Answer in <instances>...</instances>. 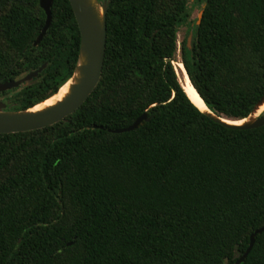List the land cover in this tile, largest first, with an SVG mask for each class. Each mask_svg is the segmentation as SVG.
<instances>
[{"label":"trees","instance_id":"trees-1","mask_svg":"<svg viewBox=\"0 0 264 264\" xmlns=\"http://www.w3.org/2000/svg\"><path fill=\"white\" fill-rule=\"evenodd\" d=\"M100 1L106 52L89 98L52 125L0 133V264H235L264 226V125L215 121L173 61L212 111L250 115L264 97V0ZM52 14L35 45L40 0H0V82L47 63L0 94L7 109L45 101L75 71L70 0ZM185 23L193 37L177 59ZM241 264H264V231Z\"/></svg>","mask_w":264,"mask_h":264},{"label":"water","instance_id":"water-1","mask_svg":"<svg viewBox=\"0 0 264 264\" xmlns=\"http://www.w3.org/2000/svg\"><path fill=\"white\" fill-rule=\"evenodd\" d=\"M53 1L54 0H40V4L42 8L46 12L47 19L41 33L39 34L37 40L35 41V45L38 44L43 39V37L45 36V34L47 33L48 29L51 26L53 19V14H52ZM70 2L73 7L79 25V29L81 32V43H80L79 58L77 61L75 71L73 75L61 86L63 87L65 84H67L70 80L73 79L74 82L70 85L69 92L61 100H58L57 102L51 105H46L38 110H33V108H35L37 105L41 103H44L47 99L43 102L36 104L31 108L23 109V110L7 109L6 101L1 99L0 100V133H12L19 131L34 130L48 125H52L64 119L65 117L76 111L89 98L94 88L99 83L102 75V70L105 60V52H106L107 12L109 7V2L108 1L101 2L100 0H70ZM204 7L200 10L198 14V21H197L198 24L201 23V20L203 18ZM192 37H193V31L190 32V35L188 37L189 46L191 45ZM46 65L47 63H44L38 69L28 72L20 79L0 82V94L3 91L10 90L14 87H18L21 84H28L34 77L39 75V73L46 67ZM175 69L177 70L176 66ZM61 87L59 88V90L61 89ZM54 95H52L51 97H53ZM51 97H49L48 99H50ZM189 98L191 99L190 96ZM191 101L194 103L192 99ZM203 101L206 104L204 99ZM262 103H264V97L255 106V108ZM206 106L208 107L207 104ZM200 110L203 111L202 109ZM209 110H210L209 112L206 111L203 112H205L207 115L212 117L215 121L220 122L229 127L251 129V128L261 127L264 125V111L252 121H245L244 123H230L228 122V120H232L233 122L234 121L236 122L250 117V115L253 113L254 110L250 115L242 119H233L228 117L224 118L218 113L212 111L210 108ZM147 118H148L147 113H144L143 115L138 117L131 125L122 128L110 129V130L113 132L130 131L139 127L140 124ZM263 231H264V226L258 228L256 231L252 233L250 245L248 246L244 254L236 261L235 264H241L247 258V256L249 255L250 251L252 250L255 244L257 234Z\"/></svg>","mask_w":264,"mask_h":264},{"label":"bare ground","instance_id":"bare-ground-1","mask_svg":"<svg viewBox=\"0 0 264 264\" xmlns=\"http://www.w3.org/2000/svg\"><path fill=\"white\" fill-rule=\"evenodd\" d=\"M174 64L176 65L177 68V72L178 75L180 77L181 83L184 86V89L186 90V92L188 93V95L191 97V99L194 101V103L203 111L209 112V108L206 106V104L204 103L203 99L200 97L199 93L197 92V90L195 89L194 85L192 84L190 77L186 71V68L183 64V62L181 60H178L177 62L174 61ZM74 82V80H70L67 84H65L63 87H61V89L59 90V92L57 94H55L53 97H51L50 99H47L44 103H41L39 105H37L35 108H33V110H38L43 108L46 105H51L55 102H57L58 100H61L70 90V85ZM186 82V83H185ZM264 111V103L259 104L255 110L253 111V113L250 115V117L241 120V121H232V120H228V122L230 123H244L245 121H252L254 120L258 115H260L261 113H263ZM223 116V115H221ZM225 118V116H223Z\"/></svg>","mask_w":264,"mask_h":264},{"label":"rangeland","instance_id":"rangeland-1","mask_svg":"<svg viewBox=\"0 0 264 264\" xmlns=\"http://www.w3.org/2000/svg\"><path fill=\"white\" fill-rule=\"evenodd\" d=\"M199 14V9L198 7H195L193 10V14H192V19H195L198 17ZM190 32H189V25L188 24H183L179 27V34H178V55H177V59H181V47H182V43L183 41H185V39L187 37H189Z\"/></svg>","mask_w":264,"mask_h":264}]
</instances>
